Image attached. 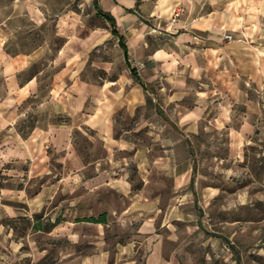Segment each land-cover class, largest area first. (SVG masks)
<instances>
[{
	"label": "rangeland",
	"instance_id": "rangeland-1",
	"mask_svg": "<svg viewBox=\"0 0 264 264\" xmlns=\"http://www.w3.org/2000/svg\"><path fill=\"white\" fill-rule=\"evenodd\" d=\"M101 9L0 0V264H264V0Z\"/></svg>",
	"mask_w": 264,
	"mask_h": 264
},
{
	"label": "crops",
	"instance_id": "crops-1",
	"mask_svg": "<svg viewBox=\"0 0 264 264\" xmlns=\"http://www.w3.org/2000/svg\"><path fill=\"white\" fill-rule=\"evenodd\" d=\"M144 1L145 0H100V5L102 8L100 11L103 13L110 14L111 16H113L115 18L116 22L120 23V25L125 27L129 23L133 22L132 14H131L130 10L133 9L137 3L144 2ZM173 16L175 19H177L180 16L179 11L175 12L173 14ZM119 35L122 36L120 33H119ZM187 39H191V36L188 33H181L177 36L176 41L179 44V43H181ZM207 39H209V38H207ZM208 41H210V39ZM143 44H144V41L141 39V32H138L137 34H135L134 39L132 40L131 48L133 49L134 52H136V54L138 53L140 55V59L145 58L144 56H145L146 48L143 46ZM125 45L127 46L126 43H125ZM128 48H129V46H127V49ZM129 49H128L127 53H129ZM148 59H149L148 61H153L155 63V65H159L157 63H161L164 60H166V62H168V64L170 65L169 68H167V71L170 73L171 72L175 73L176 66L174 63L177 62V58L175 55H172L170 52H166L164 50H159V51H156V53L154 55H150ZM136 61H138V60H136ZM132 69H135V68H132ZM178 71H179V69H178ZM136 72H137V74L141 80L142 85L144 86V84L142 82L141 75L139 74V72L137 70H136ZM168 75H169V73H168ZM148 77L149 78L153 77V75H148ZM27 92H28V87H23V88L18 89L19 95H26Z\"/></svg>",
	"mask_w": 264,
	"mask_h": 264
},
{
	"label": "trees",
	"instance_id": "trees-1",
	"mask_svg": "<svg viewBox=\"0 0 264 264\" xmlns=\"http://www.w3.org/2000/svg\"><path fill=\"white\" fill-rule=\"evenodd\" d=\"M101 13L104 16V18L111 24V26H112V34L119 39V46L123 50L125 60L127 61L128 60V53H127L128 49H127V46L124 43L123 37L120 36L118 31H117L115 18L113 16H111L110 14L103 13V12H101ZM131 75H132L133 79L135 80V82H137L138 84H142L141 80H140V78H139V76H138V74H137L135 69H131ZM88 222H90V221H88ZM95 223H105V217L100 218V220L96 221Z\"/></svg>",
	"mask_w": 264,
	"mask_h": 264
},
{
	"label": "built area",
	"instance_id": "built-area-1",
	"mask_svg": "<svg viewBox=\"0 0 264 264\" xmlns=\"http://www.w3.org/2000/svg\"><path fill=\"white\" fill-rule=\"evenodd\" d=\"M224 39H226V40H229V41H230V40H232V36H231V35H225V36H224Z\"/></svg>",
	"mask_w": 264,
	"mask_h": 264
}]
</instances>
